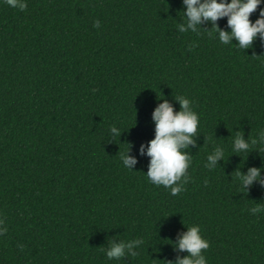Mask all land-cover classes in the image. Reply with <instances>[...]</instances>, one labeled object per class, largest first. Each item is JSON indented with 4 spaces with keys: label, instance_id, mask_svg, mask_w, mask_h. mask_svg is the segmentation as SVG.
Segmentation results:
<instances>
[{
    "label": "trees",
    "instance_id": "trees-1",
    "mask_svg": "<svg viewBox=\"0 0 264 264\" xmlns=\"http://www.w3.org/2000/svg\"><path fill=\"white\" fill-rule=\"evenodd\" d=\"M26 2L0 0V264H174L194 225L207 264H264V185L244 190L238 176L264 168V43L222 44L209 22L179 32L182 0ZM162 96L174 111L188 98L199 117L177 195L150 182L139 154ZM237 135L247 153L232 152ZM217 147L224 161L209 169ZM136 239V255L106 257Z\"/></svg>",
    "mask_w": 264,
    "mask_h": 264
},
{
    "label": "clouds",
    "instance_id": "clouds-1",
    "mask_svg": "<svg viewBox=\"0 0 264 264\" xmlns=\"http://www.w3.org/2000/svg\"><path fill=\"white\" fill-rule=\"evenodd\" d=\"M11 8L24 11L27 8L26 0H5ZM184 5L183 16L185 22L178 25L179 32H197L199 25L204 22L212 24L216 38L222 44H235L240 49L246 50L253 47L254 42L259 40L264 43V0H182ZM255 20L250 19L251 15L257 12ZM226 18L228 30L219 28L217 22ZM94 27L99 28L100 22L95 21ZM235 41V43H233ZM179 102V111H174L173 105L163 96V102L159 103L152 112L154 123V136L147 145H141L140 155L149 158L146 176L150 182L157 186L170 188L172 195H177L184 190L183 185L188 182L186 170L191 164V158L186 151L188 145L193 144V135L197 132L199 125L198 114L193 111L191 101L184 97H176ZM119 128L113 126L110 133L119 135ZM252 140L251 144H256ZM259 143L264 147V131L260 134ZM251 145L242 135L234 137L232 152L247 153ZM129 146L121 156L123 166L132 170L138 163L135 156L129 155ZM225 152L223 148L217 147L207 155L206 167L213 169L217 161H224ZM264 168H249L247 173L238 172L241 187L245 190L258 182L264 185L261 180V172ZM179 182V183H178ZM259 212V208L251 210ZM0 220V235H3L7 228ZM142 240L121 241L112 243L105 249V255L109 260H119L127 253H133V248L139 246ZM172 243V242H171ZM180 252H186L184 257H178L174 264H207L203 251L209 248V242L201 235V228L198 225L191 226L181 234L174 244ZM172 264V262H169Z\"/></svg>",
    "mask_w": 264,
    "mask_h": 264
}]
</instances>
